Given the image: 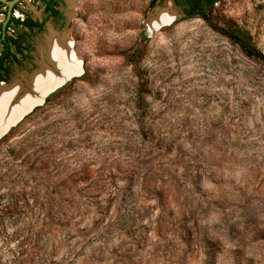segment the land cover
I'll return each mask as SVG.
<instances>
[{
    "label": "rangeland",
    "instance_id": "374dc122",
    "mask_svg": "<svg viewBox=\"0 0 264 264\" xmlns=\"http://www.w3.org/2000/svg\"><path fill=\"white\" fill-rule=\"evenodd\" d=\"M150 2L59 5L78 72L0 136V264H264V0L211 15L261 59Z\"/></svg>",
    "mask_w": 264,
    "mask_h": 264
},
{
    "label": "flooded vegetation",
    "instance_id": "af4514ba",
    "mask_svg": "<svg viewBox=\"0 0 264 264\" xmlns=\"http://www.w3.org/2000/svg\"><path fill=\"white\" fill-rule=\"evenodd\" d=\"M12 1L0 0V86H6L5 82L13 65L19 66L22 62H25L29 53H31V48H33L36 56V62L34 61L33 64L36 69L32 70L33 72L30 75L23 74V77L27 78L25 84L18 83L21 88L26 89L27 81L34 72L39 70L40 63L45 62L40 52V45L43 46L44 41L49 36H56L60 40L62 37L65 38V34L62 35L60 31L55 30V25L61 23L60 18L63 17L65 20L64 15L66 12L67 16L72 15L71 9L76 0H71L70 4L67 0H17L10 6L8 3ZM158 1L160 0L153 1V4ZM174 1L182 6L183 16L185 17V3L179 0ZM59 5L64 6V14L63 10L59 9ZM33 38L36 39L34 41L35 45H33V42L31 43ZM66 81L62 82L57 88L64 85ZM53 91L48 92L43 97L42 102Z\"/></svg>",
    "mask_w": 264,
    "mask_h": 264
},
{
    "label": "bare ground",
    "instance_id": "6f19581e",
    "mask_svg": "<svg viewBox=\"0 0 264 264\" xmlns=\"http://www.w3.org/2000/svg\"><path fill=\"white\" fill-rule=\"evenodd\" d=\"M67 2L70 4L71 0H67ZM163 21V19L157 20L158 23ZM69 44L66 36L61 40L56 36H49L43 46L41 44L40 52L47 65L40 64L39 70L32 74L29 79L30 91L16 103L15 107H11L9 102L17 94L19 86L14 83L0 88V135L9 125L14 124L22 116L21 114L42 101L48 92L78 72V66L74 63L72 54L69 52Z\"/></svg>",
    "mask_w": 264,
    "mask_h": 264
},
{
    "label": "trees",
    "instance_id": "16d2710c",
    "mask_svg": "<svg viewBox=\"0 0 264 264\" xmlns=\"http://www.w3.org/2000/svg\"><path fill=\"white\" fill-rule=\"evenodd\" d=\"M155 1V0H153ZM151 1L150 5H153ZM185 3V17H199L216 33L224 36L232 44L236 45L241 53L247 58H262V56L256 53L255 49L251 45L248 34L240 27L232 23H226L223 27L218 26L212 20V12L214 5L219 0H179Z\"/></svg>",
    "mask_w": 264,
    "mask_h": 264
},
{
    "label": "water",
    "instance_id": "95a60500",
    "mask_svg": "<svg viewBox=\"0 0 264 264\" xmlns=\"http://www.w3.org/2000/svg\"><path fill=\"white\" fill-rule=\"evenodd\" d=\"M16 1H17V0H13L12 2H9L8 4H9L10 6H12ZM164 23H166V22H164ZM161 24H162V23H161ZM161 24H160V25H161ZM56 88H57V87H56ZM56 88H54V89H56ZM54 89H53V90H54ZM53 90H51V91H53ZM39 104H40V103H39ZM35 105H38V104H35ZM35 105H34V106H35ZM12 125H13V124L9 125V127L12 126ZM9 127H8V128H9ZM8 128H7V129H8ZM7 129H6V130H7ZM6 130H5V131H6ZM5 131H4V132H5ZM4 132H3V133H4ZM3 133H2V134H3ZM2 134H1V135H2ZM1 135H0V136H1Z\"/></svg>",
    "mask_w": 264,
    "mask_h": 264
}]
</instances>
